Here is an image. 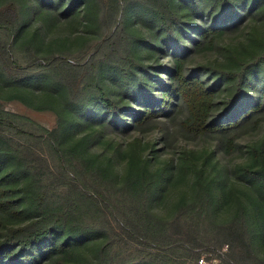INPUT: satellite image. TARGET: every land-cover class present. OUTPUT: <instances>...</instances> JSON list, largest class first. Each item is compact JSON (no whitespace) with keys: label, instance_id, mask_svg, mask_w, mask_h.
Masks as SVG:
<instances>
[{"label":"trees","instance_id":"16d2710c","mask_svg":"<svg viewBox=\"0 0 264 264\" xmlns=\"http://www.w3.org/2000/svg\"><path fill=\"white\" fill-rule=\"evenodd\" d=\"M69 1L70 8L82 0ZM92 1L96 28L105 36L95 45L84 64H73L56 57L39 61L31 38L15 45L21 26L19 8L13 2L0 7V73L14 82L42 72L58 92L62 90L67 95L64 94L71 105L79 106V111L89 105L94 93L101 104L102 119L125 124L123 113L130 112V107L118 106L110 97L103 84L101 69L113 67L129 79L128 67L142 66L134 52V42L138 36L123 26L120 1ZM137 1L156 17L160 28H164L163 45H178L181 38L174 33V24L180 20L181 14L175 8L174 1ZM216 2L223 7L236 9L231 0H213L214 6ZM197 11L202 15L200 10ZM210 12H216L213 6ZM108 26L113 29L111 32L106 31ZM223 33L222 27H203L193 43L194 50H212ZM24 46L27 52L23 50ZM229 52L237 62L236 69H225L223 64L211 61L199 65L195 70L203 71L199 74L186 72V57L183 54L171 55L168 83L159 89L160 100L143 105L141 112L133 113L129 127L141 133L158 129L167 144L169 131L159 118L168 114L173 100L178 98L186 114L173 130V139L178 136L210 137L225 153L234 151L237 138L254 131L264 121V85L257 84L259 78L264 81V42H261L260 51L255 52L250 61L238 57L233 48ZM204 73L214 79L212 84L204 78ZM224 82L228 89L225 112L213 119L215 101ZM146 87L142 88V92H149L147 89L150 86ZM252 90L256 92L254 97L250 94ZM14 91L10 96L20 98L31 107L56 110L52 103L54 99L48 95L34 99L30 91ZM132 93L138 102L135 91L132 90ZM66 114L64 108L56 110L58 121L51 130L25 120L36 128L31 130L18 122L21 117L0 109V264H69L80 243L95 235L104 238L101 257L89 264H125L129 260H126L124 252L131 238L156 248V251L139 253L146 259L143 264H180L169 253L174 245L188 249L190 259L194 261L202 252H207L197 251L210 246L202 247L206 242L200 243L196 237L199 225L203 224V213L217 207L212 192L208 189L206 203L202 205L180 196L171 206L170 218L158 216L150 204L161 174L150 168L151 157L143 154L146 148L150 147L151 152L155 148L152 144L144 145L140 138L133 139L120 155L122 165L118 170L121 172L122 188L114 208L121 216V225L119 229L113 227L102 216L98 203L105 205L104 193H107V197L112 195L113 182L116 183L117 178L116 165L111 164L110 157L96 161L94 158L99 155L88 153L91 140L101 135L102 124L72 137L77 117L70 120ZM34 137L49 146L51 163L41 159L28 144ZM64 140L69 141L65 143L68 149L62 144ZM250 154L251 161L240 168L241 176L255 185L264 203V138L258 146L250 149ZM67 180L73 181L70 188L61 191ZM78 183H81L83 190L92 189V192L80 193ZM261 222L264 227L263 214ZM249 228L247 208L239 204L220 224L208 227L207 233L215 231L226 242L221 245L239 248L255 257ZM169 229H173L174 233L167 234ZM181 231L188 238L183 244L175 237ZM258 260L264 263V259Z\"/></svg>","mask_w":264,"mask_h":264},{"label":"rangeland","instance_id":"374dc122","mask_svg":"<svg viewBox=\"0 0 264 264\" xmlns=\"http://www.w3.org/2000/svg\"><path fill=\"white\" fill-rule=\"evenodd\" d=\"M119 1L122 5L120 18L123 20V26L138 36V40L134 42V52L142 66L128 67L129 79L113 67H103L101 77L116 104L130 107V112L123 113L127 123L102 119L101 104L94 93L91 94L89 105L79 111V106L71 105L70 101L66 100V94L62 90L58 92L42 72L26 80L14 82L0 73V109L21 117L18 122L31 130L36 128L25 120L29 119L51 130L57 125L56 110L64 108L67 110V118L72 120L74 116L77 117L72 137L97 128L99 123L102 124L101 135L91 140L88 153L93 155L97 153L99 156L94 158L96 161L110 157L111 164L116 165L117 178L116 183L113 182L112 195L107 197V193H104L105 205L102 202L98 203L102 216H105L116 229L121 225V216L114 208L121 196L122 188L121 172L118 170L122 165L120 155L135 138H140L144 145L152 144L154 152H151L150 147L143 150L144 155L151 157L150 168L158 170L161 174L150 204L152 211L162 218H170L171 206L177 198L183 196L191 203L202 205L206 203L209 189L217 207L213 211L209 209L203 213V224L198 227L196 239L200 243L206 242L202 247L205 245L210 247L199 248L197 251H207L202 252V255L209 257L208 259L215 258L216 264H264L258 260L264 259V227L261 222L264 203L255 185L246 181L240 170L241 166L251 161L250 149L258 146L264 138V121L254 131L238 137L235 150L230 153L222 151L217 141L210 137L172 138L173 130L179 126L186 114V109L177 101L178 98L173 100L168 114L159 118L169 131L167 144L158 129L141 133L129 127L133 113L141 112L143 105L160 100L159 89L168 83L171 55L183 54L186 57V72L197 74L203 73L195 71L199 65L211 61L223 64L225 69H236L237 62L230 55V48H233L241 59L252 60L253 54L260 51L261 42H264V0H231L236 9L223 7L220 2H216L214 6L213 0H173L175 8L181 14L180 20L174 24V33L180 35L181 39L178 45L174 44L171 47L163 45L162 36L166 33L164 28H160L156 17L142 3L137 0H117ZM9 2L18 6L21 15V26L15 45L31 38L34 53L39 61L56 57L73 64H84L93 53L95 45L105 36L96 28L92 0L78 1L70 8L69 0H0V7ZM211 6L215 8V13L210 12ZM197 10H200L202 15ZM216 14L220 17L218 18ZM212 25L224 28L223 35L216 41L212 50L195 51L193 43L197 39V33L203 27ZM109 27L106 28L107 32L113 30ZM25 48L27 47L24 46L23 50L27 52ZM203 76L212 84L213 78L205 73ZM257 84L263 86V78H259ZM146 86H150L147 89L148 93L142 92V88H147ZM221 87L212 112L213 119L225 112L228 89L225 82ZM14 89L30 91L34 99L48 95L54 99L52 103L56 110L31 107L20 98L10 96L15 92ZM132 90L135 91L138 102L133 97ZM250 94L254 97L255 90ZM19 137L18 139L23 140V137ZM65 140L62 144L68 149L65 143L69 141ZM28 144L41 159H47L51 163V157L48 155L49 146L42 140L34 137ZM71 182L73 181L67 180L61 191L70 188ZM77 190L80 193L92 192V189L83 190L81 183H78ZM239 204L247 208L249 235L255 257L249 256L239 248L221 245L226 242L222 241L223 237L219 233L215 231L207 233L208 227L220 224ZM172 233L173 229L167 231V234ZM175 235L180 244L186 243L188 238L184 232ZM103 240V236L95 235L82 241L69 264H89L99 259ZM187 250L174 245L169 253H172L180 264H191L195 261L190 259ZM149 251H156V248L153 245L140 244L134 238L129 239V246L124 252L126 260L129 261L125 264H143L146 259L139 253Z\"/></svg>","mask_w":264,"mask_h":264},{"label":"built area","instance_id":"2783aa9c","mask_svg":"<svg viewBox=\"0 0 264 264\" xmlns=\"http://www.w3.org/2000/svg\"><path fill=\"white\" fill-rule=\"evenodd\" d=\"M209 257H205V255H201L199 256V258L191 263V264H216V259L213 258V259H208Z\"/></svg>","mask_w":264,"mask_h":264}]
</instances>
